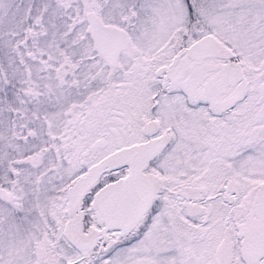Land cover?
<instances>
[{
	"label": "snow or ice",
	"instance_id": "6c2138e0",
	"mask_svg": "<svg viewBox=\"0 0 264 264\" xmlns=\"http://www.w3.org/2000/svg\"><path fill=\"white\" fill-rule=\"evenodd\" d=\"M0 264H264V0H0Z\"/></svg>",
	"mask_w": 264,
	"mask_h": 264
}]
</instances>
